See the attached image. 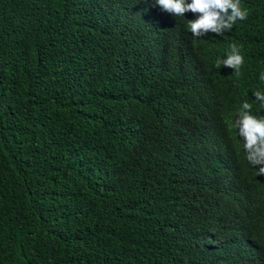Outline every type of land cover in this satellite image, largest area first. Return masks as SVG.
Returning <instances> with one entry per match:
<instances>
[{
	"label": "trees",
	"instance_id": "trees-1",
	"mask_svg": "<svg viewBox=\"0 0 264 264\" xmlns=\"http://www.w3.org/2000/svg\"><path fill=\"white\" fill-rule=\"evenodd\" d=\"M241 4L194 37L152 0H0V264H264L232 126L264 115V0Z\"/></svg>",
	"mask_w": 264,
	"mask_h": 264
},
{
	"label": "clouds",
	"instance_id": "clouds-1",
	"mask_svg": "<svg viewBox=\"0 0 264 264\" xmlns=\"http://www.w3.org/2000/svg\"><path fill=\"white\" fill-rule=\"evenodd\" d=\"M148 2V0H146ZM153 6L174 17H186L191 13L193 19H188L185 29L194 37L206 36L209 33L223 35L230 31L237 21L248 17V10L241 0H152ZM242 45L232 43L223 58H218L216 67L230 68L236 76L244 65ZM260 81L264 82V72L260 73ZM255 102L264 108V91L253 92ZM253 105L247 101L241 102L236 119L232 126L237 130L247 162L256 168L258 176H264V115H259V109L253 114Z\"/></svg>",
	"mask_w": 264,
	"mask_h": 264
}]
</instances>
